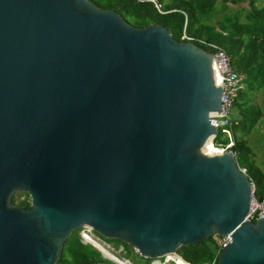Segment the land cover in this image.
I'll return each mask as SVG.
<instances>
[{"label":"water","instance_id":"95a60500","mask_svg":"<svg viewBox=\"0 0 264 264\" xmlns=\"http://www.w3.org/2000/svg\"><path fill=\"white\" fill-rule=\"evenodd\" d=\"M216 75L211 52L160 24L89 0H0V264H55L80 227L149 258L228 234L217 264H264L251 182L206 147Z\"/></svg>","mask_w":264,"mask_h":264},{"label":"trees","instance_id":"16d2710c","mask_svg":"<svg viewBox=\"0 0 264 264\" xmlns=\"http://www.w3.org/2000/svg\"><path fill=\"white\" fill-rule=\"evenodd\" d=\"M89 1L100 9L116 12L135 27L160 24L177 41L184 40L181 38L184 33L205 51L213 50L199 40L215 43L224 49L232 68L242 76V86L230 111L233 144L229 149L236 164L245 169L254 195L259 198L264 193V159L260 166L256 164L247 141L264 110V99L261 106L254 99L256 91L264 87V0L260 5L256 0H155L160 4L161 12L150 0ZM217 13H222L221 17L212 21ZM215 139L214 135L213 146L227 142V138ZM11 202L27 208L28 195L16 192L11 196ZM219 249L213 234L194 245H181L175 253L191 264H201L217 257ZM102 260L106 259L93 246L83 243L76 233L64 240L55 264H87Z\"/></svg>","mask_w":264,"mask_h":264},{"label":"built area","instance_id":"2783aa9c","mask_svg":"<svg viewBox=\"0 0 264 264\" xmlns=\"http://www.w3.org/2000/svg\"><path fill=\"white\" fill-rule=\"evenodd\" d=\"M157 11H160V4L157 3L155 0H150ZM181 38L184 39L183 41L191 42L193 39L192 37L186 36L184 33L181 34ZM202 43H205L208 45L213 51L212 56L214 59V64L217 69V79L221 86V93H220V108L219 111L214 113L212 115V124L215 126L216 131L217 129L221 132L223 138H227V142L218 146H213L212 140L211 145L218 150L224 151L229 150L232 155L233 152L229 149L230 146L233 144V134L231 129V119H230V111L233 104V100L237 95L238 89L242 86V76L236 72L229 61V58L224 51V49L215 44V43H209L205 41H201ZM234 156V155H233ZM238 166V165H237ZM239 170L245 173V169L242 167H239ZM264 217V193L258 198L254 195V188L251 183L250 186V202L248 206V210L246 215L244 216L245 220L254 221L257 218ZM78 237L83 243H88L91 246H93L95 249H97L102 257H104L106 260L102 261H92L88 262L87 264H128L126 261L118 258L114 253H112L110 250H108L102 243H100L95 237L94 233L89 227H83L78 231ZM228 234H225L223 236H219L216 234L215 239H217V243L219 244L220 248L225 245L228 242ZM132 250L137 253L139 252L136 250V248L132 247ZM161 260L158 259V257L153 258V260L150 264H177L178 261H186L182 259L177 253H167L163 256H161ZM145 258V257H144ZM149 258V257H146ZM216 258L212 257L206 262H203L201 264H216ZM187 264H191L190 262L186 261Z\"/></svg>","mask_w":264,"mask_h":264},{"label":"rangeland","instance_id":"374dc122","mask_svg":"<svg viewBox=\"0 0 264 264\" xmlns=\"http://www.w3.org/2000/svg\"><path fill=\"white\" fill-rule=\"evenodd\" d=\"M256 4L260 5L262 0H256ZM222 13H217L213 18L212 21L220 18ZM240 17H242V12L240 14ZM255 102L261 106V103L264 99V87H261L259 90L256 91L254 94ZM216 139L215 140H223L222 134L217 129L215 133ZM248 145L253 151L254 159L257 165H261V160L264 159V110L262 112V115L260 119L257 121L256 125L250 132L248 136ZM16 193V192H15ZM13 193V194H15ZM12 194V195H13ZM81 229L77 228L71 231L70 235L73 236L74 234L78 233V231ZM94 237L102 243L108 250H110L114 255H116L118 258L126 261L128 264H150L153 260V258H144L141 255H138L135 253L128 244L114 238H105L95 232ZM216 234H214L215 237ZM217 240V239H216ZM162 257H158L159 260H161Z\"/></svg>","mask_w":264,"mask_h":264},{"label":"bare ground","instance_id":"6f19581e","mask_svg":"<svg viewBox=\"0 0 264 264\" xmlns=\"http://www.w3.org/2000/svg\"><path fill=\"white\" fill-rule=\"evenodd\" d=\"M206 147H207L208 149L212 150V151L218 150V149H215V148L210 144L209 140H207V142H206Z\"/></svg>","mask_w":264,"mask_h":264},{"label":"clouds","instance_id":"9594fccd","mask_svg":"<svg viewBox=\"0 0 264 264\" xmlns=\"http://www.w3.org/2000/svg\"><path fill=\"white\" fill-rule=\"evenodd\" d=\"M177 264H187V262H186V261H183V260H181V261H178V262H177Z\"/></svg>","mask_w":264,"mask_h":264}]
</instances>
